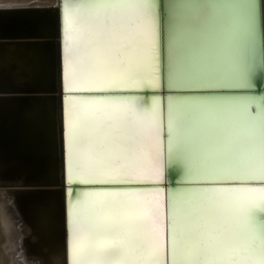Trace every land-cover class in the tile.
I'll return each mask as SVG.
<instances>
[{"label": "snow or ice", "instance_id": "1", "mask_svg": "<svg viewBox=\"0 0 264 264\" xmlns=\"http://www.w3.org/2000/svg\"><path fill=\"white\" fill-rule=\"evenodd\" d=\"M57 10L67 264H264V4Z\"/></svg>", "mask_w": 264, "mask_h": 264}, {"label": "bare ground", "instance_id": "2", "mask_svg": "<svg viewBox=\"0 0 264 264\" xmlns=\"http://www.w3.org/2000/svg\"><path fill=\"white\" fill-rule=\"evenodd\" d=\"M67 3L76 2L67 0ZM49 6L53 7L52 11L58 9L59 1L0 0V11ZM39 17L35 13L0 16V37H7L0 41V264H67L59 216L60 203H63L59 188L65 185H47L60 172V162L57 160L54 164L51 160L53 156L60 158L53 124L58 116L60 126L59 103L56 105L52 99L58 97L59 101L60 92L53 97L26 92L48 89L54 82L56 89L61 88L62 64L61 60L59 64L57 61L56 41L35 45L32 41L11 38L23 37L29 32L42 36L52 34L51 27ZM59 29L57 10L54 34L60 33ZM57 39L60 41V36ZM53 49L54 69L60 73H53L52 81L53 61L48 60ZM52 133L55 136L51 139ZM61 167L63 170V152Z\"/></svg>", "mask_w": 264, "mask_h": 264}, {"label": "water", "instance_id": "3", "mask_svg": "<svg viewBox=\"0 0 264 264\" xmlns=\"http://www.w3.org/2000/svg\"><path fill=\"white\" fill-rule=\"evenodd\" d=\"M59 1V7H61L62 5V0H58ZM73 2H77V0H71ZM260 2L262 4H264V0H260ZM48 9V10H47ZM53 7L52 6H49L48 8H26V9H17V10H5V11H0V16L1 15H17V14H40L41 17L39 18H43L45 20V22L51 27L52 29V34L50 35H33L32 33L29 32V34H27L26 36H14V37H11L12 39H24L26 41H32L38 45L40 44H53L54 41H56V45H57V61H58V64L61 60V64H62V43H61V36H62V33H61V23H62V16H61V13H60V33H56L54 34V25H55V22H56V25H57V9L53 10ZM11 23V22H10ZM260 30H264V12L261 13L260 17H259V21H258V32ZM60 36V41L57 39L55 40V38H58ZM7 37H0V41H5V40H1V39H6ZM60 43V45H59ZM51 46V45H50ZM52 57L50 56V61L52 63L53 61V71L51 70V66H50V77L53 81V79H55V73L56 75L60 73L59 69L58 70H55L54 69V66H55V49L52 50ZM48 61H45L44 63L48 62ZM59 67V66H58ZM57 71V72H56ZM54 73V75H53ZM54 76V77H53ZM55 81V80H54ZM28 82V81H27ZM59 83H60V79H59ZM50 88L48 89H30L29 91L27 90L26 92H31L33 94H51L50 97H53L54 94H56V92H60L59 93V101H58V97L55 99V98H52L56 105H58L59 103V112L61 114V107H62V87L61 88H55L56 86V83L54 82V86L49 84ZM54 87V89H53ZM261 92H264V78H261V77H257L256 79V95L259 96ZM54 103V104H55ZM58 110V108H56ZM56 115H58V111H56ZM53 124L56 125V135H58L57 137V145H58V156L60 158L56 159L55 156H53L51 158V160H53L54 164L57 163V160L60 162V172L58 174V177L57 179H51V180H48L49 183H47V185H56V186H60L62 185L63 186V183L65 185L64 188H59L62 192V198H63V203L61 204L60 203V221L61 223H63V225L60 226V233L62 232L64 235H63V241H64V248H65V254H66V257H67V252H66V248H67V237H66V232H67V220H66V212H67V207H68V204L70 202V198L68 196V190L70 187H74L73 185H70L68 182H66L65 180V175L63 176V173H64V169L62 170V167H61V163H62V145H61V136H59V132L61 134V125L58 126V116L53 120ZM54 131V129H53ZM55 136V133H52L51 135V139ZM64 157V156H63ZM175 179V177H174ZM175 186V185H173ZM56 191V190H55ZM57 214H55L56 216ZM54 216V215H53ZM59 229V230H60ZM65 237H66V243H65ZM67 261H68V257H67Z\"/></svg>", "mask_w": 264, "mask_h": 264}]
</instances>
